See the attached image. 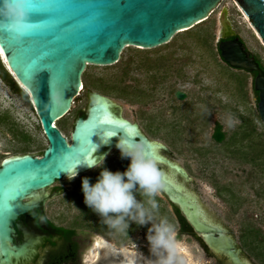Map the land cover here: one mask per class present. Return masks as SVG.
Returning <instances> with one entry per match:
<instances>
[{"label":"water","instance_id":"95a60500","mask_svg":"<svg viewBox=\"0 0 264 264\" xmlns=\"http://www.w3.org/2000/svg\"><path fill=\"white\" fill-rule=\"evenodd\" d=\"M221 1L30 0V27L23 40L14 43L0 33V49L5 59L2 62L16 81L27 88L46 140L40 155L24 153L7 156L0 162V252L6 264L10 263L9 254L20 252L9 244L15 219L37 205L23 199L76 170L91 168L87 163L96 158L99 147L115 146L120 136L125 135L142 141L149 154L158 160L165 178L161 193L178 207L204 246L223 256L228 264H264L244 246L233 228L184 186L190 177L165 146L140 133L135 123L113 115L116 108L121 114L116 101L87 88L92 102L87 99L88 107L82 110L87 109L86 116L76 120L69 141L54 124L69 111L79 94L82 73L88 64H114L123 48L130 45L148 49L167 43L176 33L205 20ZM234 1L264 43V0ZM217 23L220 58L232 68L256 72L251 86L257 93L256 111L264 124V71L245 50L226 8L218 13ZM174 94L178 99L186 96L181 90H175ZM112 134L116 135L108 137ZM107 238L117 246L114 249L118 248L128 258V262L119 264H147L149 257L145 251L118 245ZM104 244L100 240L94 242L88 263L99 259Z\"/></svg>","mask_w":264,"mask_h":264},{"label":"rangeland","instance_id":"374dc122","mask_svg":"<svg viewBox=\"0 0 264 264\" xmlns=\"http://www.w3.org/2000/svg\"><path fill=\"white\" fill-rule=\"evenodd\" d=\"M223 7L247 49L264 65V43L236 2L222 0L207 20L192 26L191 32L176 33L170 43L148 49L130 45L123 48L117 63L88 64L82 73L83 87L69 112L55 124L70 139L74 111L87 106V88L116 101L122 116L144 124L148 137L165 146L178 160L190 177L184 186L264 261L260 246L264 244V153L253 160L245 159L233 149L246 150V140L241 145L232 142L240 130L247 128L246 119L255 125L253 139L259 133L264 141V124L255 116L250 73L230 67L217 53V15ZM15 82L16 90L0 78V156H4L1 151L40 154L46 146L45 136L29 93L16 79ZM175 90L186 96L178 99ZM216 123L225 133L221 143L211 136ZM112 154L113 170L122 172L124 167L117 162L121 156ZM140 197L137 194L138 200ZM156 200L159 207L155 218L166 217L176 233L179 223L173 209L160 194ZM51 207L58 224L71 225L74 207L65 208L58 200ZM144 225L149 228L151 222ZM144 225L129 221L125 237L117 233L107 237L118 245L146 252L148 228L144 229ZM176 240L183 264H218L217 256L208 255L197 236L180 234Z\"/></svg>","mask_w":264,"mask_h":264},{"label":"flooded vegetation","instance_id":"af4514ba","mask_svg":"<svg viewBox=\"0 0 264 264\" xmlns=\"http://www.w3.org/2000/svg\"><path fill=\"white\" fill-rule=\"evenodd\" d=\"M230 22L232 24V28L236 32L232 21ZM236 35L242 41L245 50H247L248 53L255 58L259 66L264 71V65L262 64L260 59L247 49L241 36L237 32ZM229 38H232V36L227 37L226 39ZM247 73H250L252 83V77L256 72ZM253 93L256 97L255 91H253ZM87 99L91 103L92 94H87ZM86 113L87 109L84 112H82V110L80 109L74 111L75 119L73 121L71 131L76 120L79 117L84 118L86 116ZM117 114L118 116L121 115L116 108V112L113 115L117 116ZM122 117L129 122L135 123L139 128V132L148 137L144 124H142L137 119H131L128 115H123ZM57 128L62 133L61 129L58 126ZM65 138L68 141L70 140L66 136ZM110 151H113L115 152V154L120 155L119 150L116 148V146L112 145L111 147L108 146L103 149L99 147V149L96 151V158H99L102 155L106 157V155L104 154L109 155L108 153ZM1 152L4 154V156L1 158L0 162L7 156L27 153L23 152L19 154H6L5 151ZM112 153L110 156H107L103 159V163L100 167H91L89 169L79 171L76 170L72 174L63 177L60 180L54 181L51 185L32 192L23 199L24 201H27L29 203H36L37 205L18 215L14 221L12 241H10L9 244L11 246L13 245L15 248H18L20 252L16 255L9 254V264H90L88 263L90 249L94 245V242L96 240L104 241L105 244L99 250L101 252V254H99V259L92 262L91 264H119L123 261L128 262V258L122 255L118 248L114 249L116 245L110 242V240L107 238V235L117 233L119 236H121V238H123L129 233V231L126 230V233L116 232L109 229L108 226L103 223V221H99V216H97L95 212H93L83 203V194L81 191L82 178L86 177L88 178L89 183H94L102 168H107L110 171H114L111 166L115 161V159L112 157ZM29 154L40 155L33 153ZM117 162H119V164L124 167V171L129 163V160L128 158H118ZM74 173L75 175L71 179H69L68 176H71ZM159 194L166 199V197L161 192ZM57 200L58 204L65 208L67 207L69 209L71 206L75 208L76 213L74 214V216H71V225H62L57 223L56 214H52L53 212L52 210H50V208H52L51 206L55 205ZM167 202L173 209L175 217L179 223L177 232L175 233L176 237H178L180 234L197 236L184 217L183 218L185 222L189 225L190 228L182 230L183 225L181 224L177 213H175L174 204H171L168 200ZM50 213L51 217L53 218L50 217ZM197 237L199 238V236ZM204 247L206 248V251L217 256L218 264H228L227 260L223 256L212 252L206 246ZM220 256L221 258H219ZM0 264H6L3 261V254L1 252Z\"/></svg>","mask_w":264,"mask_h":264},{"label":"clouds","instance_id":"9594fccd","mask_svg":"<svg viewBox=\"0 0 264 264\" xmlns=\"http://www.w3.org/2000/svg\"><path fill=\"white\" fill-rule=\"evenodd\" d=\"M29 14L30 0H0V33H5L12 42L20 43L30 27ZM52 99L56 101L55 96ZM115 146L121 158L129 160L126 169L121 172L102 168L94 183L82 178L83 203L116 232L126 233L128 221L138 225L151 222L146 236L151 253L147 264H183L173 225L166 217L155 218L159 207L156 196L165 184L158 160L149 154L142 141L127 135L120 136ZM103 159L102 155L87 165L100 167ZM137 194L143 199L138 200Z\"/></svg>","mask_w":264,"mask_h":264},{"label":"trees","instance_id":"16d2710c","mask_svg":"<svg viewBox=\"0 0 264 264\" xmlns=\"http://www.w3.org/2000/svg\"><path fill=\"white\" fill-rule=\"evenodd\" d=\"M209 17V16H208ZM208 17L205 19L207 20ZM205 20L201 21V22H204ZM199 22V23H201ZM198 24V23H197ZM196 25V24H195ZM192 28V27H191ZM189 30V31H188ZM184 31H188V32H191L190 31V28L189 29H186ZM174 37H172L170 39V41H168L167 43H170L172 40H173ZM167 43H164V44H167ZM217 48V46H216ZM217 53L219 55V50L217 48ZM220 57V56H219ZM221 59V58H220ZM120 60V57L118 59V61ZM222 60V59H221ZM117 61V62H118ZM116 62V63H117ZM3 62H1V59H0V78L4 81H6L11 87H13L15 90L17 89L16 87V82H15V79L13 80L11 78V74L9 73L8 69L6 67H4V65L2 64ZM85 71V70H84ZM83 71V72H84ZM254 91V90H253ZM255 94L257 96V93L255 91ZM257 117V119L260 121L259 117H258V114L256 113L255 115ZM246 121L248 122L247 124V128L244 127L243 130H240L239 131V135L236 136L234 139H233V143H236L238 145H241V142L245 139L246 143L245 145L249 148H247L246 150H238L237 149H233V152H239V153H242V156L243 158L245 159H249V160H253V158H258L260 157L263 153H264V141L262 140V138H259V133L257 135H254V139H253V133L255 132V125L253 124L252 121H250L249 119H246ZM212 139L215 141V142H218V143H221L223 141V138H224V131L221 129V125L219 123H216L214 126H213V130H212ZM255 136H257V138L255 139ZM251 155V156H250ZM250 156V157H249ZM139 195V194H138ZM143 197H140L139 200H142ZM174 210H175V213H177L178 215V218L181 222V224L183 225L182 227V230H185L187 228H190L189 225L185 222L183 216L180 214V211L178 209V207L176 205H174ZM178 209V210H177ZM132 227V226H131ZM144 229H147L148 228V225H144L143 226ZM259 241V240H258ZM260 242V241H259ZM258 246V245H257ZM260 246L262 248V250H264V244L260 243ZM145 254L147 255V257L151 258V253L149 251V249H147V251L145 252Z\"/></svg>","mask_w":264,"mask_h":264},{"label":"bare ground","instance_id":"6f19581e","mask_svg":"<svg viewBox=\"0 0 264 264\" xmlns=\"http://www.w3.org/2000/svg\"><path fill=\"white\" fill-rule=\"evenodd\" d=\"M244 17H245V15H244ZM246 18V17H245ZM0 56H1V58L4 60V62H5V59H4V56H3V54H2V51H1V49H0ZM21 86L28 92V90H27V88L24 86V85H22L21 84ZM83 87V84L81 83L80 84V90H81V88Z\"/></svg>","mask_w":264,"mask_h":264},{"label":"snow or ice","instance_id":"6c2138e0","mask_svg":"<svg viewBox=\"0 0 264 264\" xmlns=\"http://www.w3.org/2000/svg\"><path fill=\"white\" fill-rule=\"evenodd\" d=\"M31 7V6H30Z\"/></svg>","mask_w":264,"mask_h":264}]
</instances>
